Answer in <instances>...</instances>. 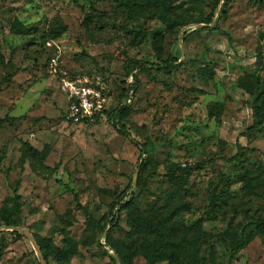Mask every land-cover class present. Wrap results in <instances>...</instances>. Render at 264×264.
Returning a JSON list of instances; mask_svg holds the SVG:
<instances>
[{"label": "rangeland", "instance_id": "obj_1", "mask_svg": "<svg viewBox=\"0 0 264 264\" xmlns=\"http://www.w3.org/2000/svg\"><path fill=\"white\" fill-rule=\"evenodd\" d=\"M133 2L142 7L128 15ZM213 7L214 0H0V264H114L120 261L112 247L124 264H149L144 241L157 223L183 241L173 259L153 264H191L188 254L227 262L226 245L248 221L264 217V126L241 136L264 91V0H222L203 30ZM169 57L178 58V70L132 71L139 84L124 120L147 127L150 141L139 159L136 143L106 114L118 104L126 59ZM63 74L102 88L101 117L65 121ZM237 145L260 153L223 161ZM44 149L40 160L35 152ZM209 159L216 161L197 167ZM141 162V198L108 234L92 228L80 208L101 219ZM171 163L191 169L180 199L185 207L165 222L174 209ZM7 220L18 226L6 227ZM30 237L44 240L45 261ZM250 237L233 264H264V229Z\"/></svg>", "mask_w": 264, "mask_h": 264}, {"label": "trees", "instance_id": "obj_2", "mask_svg": "<svg viewBox=\"0 0 264 264\" xmlns=\"http://www.w3.org/2000/svg\"><path fill=\"white\" fill-rule=\"evenodd\" d=\"M222 0H214V7L213 11L208 15V17L202 22L205 24V28L203 30H208V24L212 23L214 20V11L217 8L218 4ZM253 2L255 0H252ZM142 4L139 2L128 3L126 5V12L128 15H131L135 10L140 9ZM12 29L15 31H20V26L17 23L12 24ZM140 42V35L135 33L132 38V44L138 45ZM180 68V63L178 62L177 57H169L164 61L156 60H131L126 59L124 62L122 69L126 78L125 84L120 87L119 94H118V104L116 108H114L111 112L106 114L107 122L123 137L133 140L136 143V146L139 150V159L141 156L146 153V147L150 143L149 141V129L144 126H138L124 120L126 112L129 110L130 106L128 101L131 100L132 93H135L139 81L138 79L132 74L133 70H137L139 73L150 74L151 72H167L170 73L172 71H176ZM252 83L248 82L244 84L246 89L252 88ZM254 85V84H253ZM104 114L102 111L100 114L94 116L92 119L85 120L84 122L95 120L98 117H101ZM252 116H253V123L250 127L246 128L241 136L247 137L252 133L260 130L264 126V91H261L257 94L252 102ZM83 122V123H84ZM37 157L42 160L45 158V149L39 152H35ZM254 154L260 153L257 150L249 149L245 147H241L237 145L236 153L234 156L224 159L226 163H233L239 159V157L243 154ZM264 157V153H260ZM215 159H209L206 162L199 164L198 168H203L207 164H214ZM137 171L135 172V176L129 181L128 185L125 189L111 202L108 206L107 213L99 220H95L90 217L87 210L85 208H80L85 215L86 222L94 229H97L101 233H107L109 229H113L117 225V220L119 213L123 211L128 205L133 204L138 199L141 198L143 193L146 189V181L142 180V169L143 163H138L136 165ZM190 167L186 165L171 163L167 168V179L171 186V190L168 193V202L170 205L174 206V209L169 216L165 218V222L171 220L172 216L176 215L179 211H181L185 205L180 202V199L183 197V194L186 193V186L188 183V177L190 175ZM13 202H14V210L17 211L18 206V196L16 189L13 190ZM76 201V198H75ZM175 201L177 205L175 206ZM216 199L212 198L210 202V206L212 210L210 211L209 215H214ZM214 219V218H211ZM6 227H17V223L14 220H7L5 222ZM252 229H264V217L259 218L254 221H248L241 229L240 237L237 241L231 243L230 245H226L228 249V260L224 264H233L236 260V256L238 253L243 250L247 244L249 243L251 237V230ZM18 236V235H17ZM158 238L159 242L157 244L154 243V239ZM36 244L41 251L42 257L44 261L46 260V254L43 252V243L44 240L42 238H35ZM175 236L172 234L171 231H167L162 228V223H157L155 225L154 230V237L145 238V244L149 249L148 254L146 255V259L148 260L149 264H153L157 260L173 259V248L178 247L182 244L183 238H180L177 242H174ZM114 252L118 256L117 260H114V264H124V261L121 257H119V251L112 247ZM214 250L210 248V254H213ZM188 257L191 259V264H218L214 261H206L203 258L197 259L194 257L193 254H188Z\"/></svg>", "mask_w": 264, "mask_h": 264}, {"label": "built area", "instance_id": "obj_3", "mask_svg": "<svg viewBox=\"0 0 264 264\" xmlns=\"http://www.w3.org/2000/svg\"><path fill=\"white\" fill-rule=\"evenodd\" d=\"M51 67L56 72V62L52 60ZM60 85L67 100V108L64 114L65 121L71 124H81L85 120L104 111V99L101 87L92 86L87 80L70 78L63 74Z\"/></svg>", "mask_w": 264, "mask_h": 264}, {"label": "water", "instance_id": "obj_4", "mask_svg": "<svg viewBox=\"0 0 264 264\" xmlns=\"http://www.w3.org/2000/svg\"><path fill=\"white\" fill-rule=\"evenodd\" d=\"M7 229H9V228H7ZM12 231H16V232H19V233H22V234H24L25 232L24 231H22V230H19V229H16V228H10ZM31 238V237H30ZM32 239V238H31ZM33 240V239H32ZM33 242H34V240H33ZM34 246H35V248H36V250H37V252H38V254H39V256H40V258H41V260H42V262H43V257H42V255H41V253H40V250H39V248H38V246H37V244H36V242H34ZM44 264V263H43Z\"/></svg>", "mask_w": 264, "mask_h": 264}]
</instances>
